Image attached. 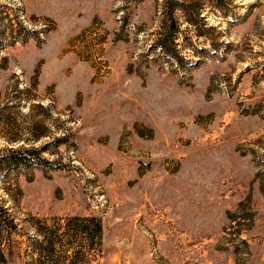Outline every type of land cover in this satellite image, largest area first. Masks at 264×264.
Listing matches in <instances>:
<instances>
[{
    "label": "rangeland",
    "instance_id": "1",
    "mask_svg": "<svg viewBox=\"0 0 264 264\" xmlns=\"http://www.w3.org/2000/svg\"><path fill=\"white\" fill-rule=\"evenodd\" d=\"M0 159V264H264V0H0Z\"/></svg>",
    "mask_w": 264,
    "mask_h": 264
},
{
    "label": "trees",
    "instance_id": "2",
    "mask_svg": "<svg viewBox=\"0 0 264 264\" xmlns=\"http://www.w3.org/2000/svg\"><path fill=\"white\" fill-rule=\"evenodd\" d=\"M177 8H180L183 10V12L186 14V18L189 21V24L195 23V15L194 13H191L188 11V7L184 4L178 3L176 7L173 9L172 13L170 14V18L172 20V25L170 27V30L168 32V35H165L163 38H161L158 42L159 47L167 54H171L172 50L170 49V44L177 46V36L179 32V24L176 21L175 13L177 11ZM5 162L4 159H0V170L2 164ZM74 221V224H71L73 228H71L72 233H74V237H80L85 241V243L82 242V244H85V247L87 249L95 250V246L97 247V251L101 252L102 246H103V239H104V231L102 222L100 219L97 218H76ZM71 221V222H72ZM16 228L13 219L11 218V215L8 212V209L4 207L3 201L0 197V262L5 263L7 261V255L4 251V244L8 243V246H11L12 240L11 237L13 235L12 231ZM70 232V228H69ZM46 237V236H44ZM84 246V245H83ZM44 250H47L46 248ZM87 259V254L83 250L78 251L75 254V258L73 261V264H79Z\"/></svg>",
    "mask_w": 264,
    "mask_h": 264
}]
</instances>
